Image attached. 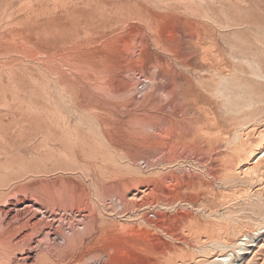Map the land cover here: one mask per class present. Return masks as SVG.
Listing matches in <instances>:
<instances>
[{"label": "rangeland", "instance_id": "374dc122", "mask_svg": "<svg viewBox=\"0 0 264 264\" xmlns=\"http://www.w3.org/2000/svg\"><path fill=\"white\" fill-rule=\"evenodd\" d=\"M259 130L264 0H0V264H264Z\"/></svg>", "mask_w": 264, "mask_h": 264}, {"label": "bare ground", "instance_id": "6f19581e", "mask_svg": "<svg viewBox=\"0 0 264 264\" xmlns=\"http://www.w3.org/2000/svg\"><path fill=\"white\" fill-rule=\"evenodd\" d=\"M258 136L260 138V140L262 141V144L260 145V147L257 149L256 153L253 154V157L250 161L249 164H244L243 166L240 167L239 169V173H241L242 175H249L250 178V182L251 183H255V181H257V179H259L260 181V185H258L257 187L251 189V190H248V191H243V192H239V198H245L246 200H250L252 197H257L259 198L260 200H262L264 198V130L261 131L259 130L258 131ZM242 145L238 144L236 145L235 147H232V152H240L242 151ZM236 196V195H235ZM41 201V200H40ZM39 201V202H40ZM42 202V201H41ZM250 202V201H249ZM17 205V204H16ZM15 205V206H16ZM43 205V203H42ZM250 205V204H249ZM5 208V207H4ZM13 209V208H12ZM1 213L3 215H5V218H9V216H11V210H2ZM1 214V215H2ZM15 215V214H14ZM22 215V214H21ZM21 215L18 214L17 218H19V216L21 217ZM25 215V214H23ZM24 217V216H23ZM12 218V217H11ZM15 218V217H14ZM25 218H22V220H24ZM6 220V219H5ZM17 220V219H16ZM19 220V219H18ZM15 221V220H14ZM13 221V222H14ZM20 221V220H19ZM19 221H18V224H19ZM25 221V220H24ZM23 221V224H25V222ZM29 221V220H28ZM8 222V221H7ZM11 222V223H13ZM33 221H29L28 222V228L30 231V229L32 230L33 228L36 227V223L32 224ZM37 222V221H36ZM6 223V222H5ZM9 223V222H8ZM15 223V222H14ZM22 223V222H21ZM7 224V223H6ZM22 224V225H23ZM9 225V224H8ZM12 225V224H11ZM10 225V228L8 230L5 231V227L4 224L1 226V230L2 232H4V234H2L0 236V244L8 249V250H12L14 245H12L11 243H7V240L11 239V235L15 232H20L19 231H15L14 232V228L13 226L15 227V225ZM27 226V222L25 224ZM21 226V225H20ZM250 226V225H249ZM25 228V226H23ZM16 228V227H15ZM19 228V227H18ZM245 230V229H244ZM22 231V230H21ZM247 231V230H246ZM249 231V230H248ZM1 232V233H2ZM33 232V231H32ZM35 234V233H34ZM241 234V233H240ZM16 234H14L15 236ZM29 236H31V234H27L26 237L24 239H29ZM35 236V235H34ZM247 236V235H246ZM31 238V237H30ZM14 240V239H13ZM30 240V239H29ZM243 240V239H242ZM18 241V240H17ZM26 242V240H24ZM31 241V240H30ZM24 242V244H25ZM220 242V241H219ZM223 242V241H222ZM214 243H217V242H214ZM205 244V243H204ZM207 244V243H206ZM205 244V245H206ZM222 243H220V246L221 248L225 247V250L222 249V251H213L209 256H199L197 257L196 260H191V261H194L193 264H235L236 262H239V261H236L233 259L234 255L236 256V253H240L242 254V251H244L245 249H242V245H238L237 243H230V244H225V245H221ZM224 244V243H223ZM21 245V243H20ZM28 245V243H27ZM204 245V246H205ZM209 245V244H207ZM18 246V245H17ZM25 246V245H24ZM38 246V245H37ZM212 246V244H210V247ZM246 246V244H245ZM209 247V248H210ZM219 247V246H218ZM28 248V247H27ZM232 249L233 253L231 254L230 250ZM24 249V248H23ZM30 249V248H29ZM205 249V248H204ZM228 249V251H226ZM212 250V249H211ZM248 251V250H247ZM24 252V251H23ZM30 252V251H29ZM32 252V251H31ZM209 252V251H208ZM196 255V254H195ZM28 258V256H27ZM30 258V257H29ZM28 258V259H29ZM193 258V257H192Z\"/></svg>", "mask_w": 264, "mask_h": 264}]
</instances>
